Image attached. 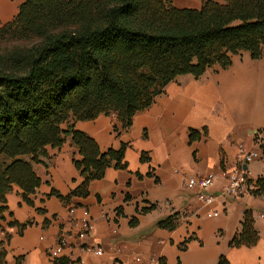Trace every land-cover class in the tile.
I'll use <instances>...</instances> for the list:
<instances>
[{"label": "crops", "instance_id": "0c3cea01", "mask_svg": "<svg viewBox=\"0 0 264 264\" xmlns=\"http://www.w3.org/2000/svg\"><path fill=\"white\" fill-rule=\"evenodd\" d=\"M24 1L0 0V27L14 19ZM70 126L92 138L101 152L125 144L126 167L107 168L101 179L89 182L85 198L62 202L50 193L67 196L82 183L72 163L80 157L69 136L60 148L46 147L39 163L32 164L40 185L27 196L31 205L16 186L6 196L0 245L8 264L17 258L21 264H53L48 254L60 240L64 244L57 258L70 264H137L136 256L163 264H217L220 256L228 264H264V190L237 199L220 197L207 206L196 190L183 186L188 177L213 175L210 191L219 194L226 182L221 167H237L239 147L261 153L264 54L252 60L241 52L225 69L212 67L198 79L176 77L150 107L134 115L127 131L104 115L88 122L68 119L61 128ZM190 130L199 133L198 140L189 141ZM243 166L250 178H264V157ZM83 210L92 229L80 237ZM245 212L258 241L229 247ZM163 220L172 227H158ZM91 247L102 254H93Z\"/></svg>", "mask_w": 264, "mask_h": 264}, {"label": "trees", "instance_id": "16d2710c", "mask_svg": "<svg viewBox=\"0 0 264 264\" xmlns=\"http://www.w3.org/2000/svg\"><path fill=\"white\" fill-rule=\"evenodd\" d=\"M0 40L21 44L0 54L1 219L14 186L31 205L27 196L40 185L32 164L46 147L60 148L66 136L77 148L80 158L72 163L83 181L67 196L54 190L51 196L62 202L85 198L89 182L101 179L107 168L125 169V144L101 152L85 133L72 126L63 130L68 119L112 116L127 131L134 115L176 77L198 79L212 67L225 69L241 52L260 59L264 0H205L199 8L163 0H25L14 19L0 27ZM113 131L118 133L116 126ZM258 134L264 138V130ZM198 139L190 130L189 141ZM260 150L264 157V142ZM157 226L172 227L167 220ZM257 241L245 212L228 245L251 247ZM5 256L1 248L0 264H8ZM53 264L70 263L55 258ZM217 264L228 262L220 256Z\"/></svg>", "mask_w": 264, "mask_h": 264}, {"label": "built area", "instance_id": "2783aa9c", "mask_svg": "<svg viewBox=\"0 0 264 264\" xmlns=\"http://www.w3.org/2000/svg\"><path fill=\"white\" fill-rule=\"evenodd\" d=\"M262 144L263 142H261L259 146L261 147ZM256 158H261V153L259 151L246 152L243 148L239 147L237 153V167L231 171L225 170L223 167H221L220 173L225 178L226 182L219 194H215L210 191L214 180L213 175L188 177L183 181V186L187 189L196 190V198L207 206L213 204L215 200L220 197L237 199L243 196L261 194V191L264 188V178L252 179L249 177L246 170L242 168V165H246ZM70 212H73V209H71ZM212 215L216 216L217 213H213ZM262 218H264V215ZM80 223L82 229L79 233V236L82 237L88 234L92 229V221L86 210L82 211ZM63 244L64 241L60 240L59 245L53 250H50L48 255L51 260H54L58 257ZM89 250L95 255L102 254L101 248L98 247H91ZM134 260L137 264H162L160 260H144L139 256H136Z\"/></svg>", "mask_w": 264, "mask_h": 264}, {"label": "rangeland", "instance_id": "374dc122", "mask_svg": "<svg viewBox=\"0 0 264 264\" xmlns=\"http://www.w3.org/2000/svg\"><path fill=\"white\" fill-rule=\"evenodd\" d=\"M165 4L174 7H192L198 8L205 0H163ZM16 45H21L17 42L2 41L0 40V54L7 52V50L15 47Z\"/></svg>", "mask_w": 264, "mask_h": 264}, {"label": "water", "instance_id": "95a60500", "mask_svg": "<svg viewBox=\"0 0 264 264\" xmlns=\"http://www.w3.org/2000/svg\"><path fill=\"white\" fill-rule=\"evenodd\" d=\"M243 169L245 170L246 169V166H243Z\"/></svg>", "mask_w": 264, "mask_h": 264}]
</instances>
